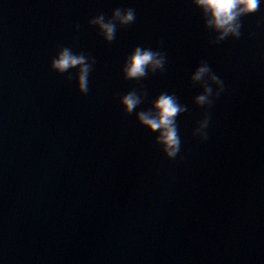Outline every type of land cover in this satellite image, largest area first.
Listing matches in <instances>:
<instances>
[{"label": "water", "instance_id": "95a60500", "mask_svg": "<svg viewBox=\"0 0 264 264\" xmlns=\"http://www.w3.org/2000/svg\"><path fill=\"white\" fill-rule=\"evenodd\" d=\"M117 8L135 22L105 43L89 21ZM241 24L213 44L191 0H0V264H264V0ZM137 46L165 70L124 80ZM60 47L95 58L87 95L51 71ZM201 61L225 89L203 143ZM165 92L188 108L171 161L136 121Z\"/></svg>", "mask_w": 264, "mask_h": 264}, {"label": "clouds", "instance_id": "9594fccd", "mask_svg": "<svg viewBox=\"0 0 264 264\" xmlns=\"http://www.w3.org/2000/svg\"><path fill=\"white\" fill-rule=\"evenodd\" d=\"M191 4L199 9L204 21V28L215 33L213 44H219L231 37L236 40L241 36V19L259 11L260 0H191ZM136 14L132 8L115 9L111 17L106 19L103 14L89 21L90 27H95L105 43L115 39L117 26L126 28L135 22ZM79 26H77L78 30ZM96 63L95 58L83 52L75 53L72 47H60L57 55L50 62L51 71L58 75L71 73L76 70L75 79L80 95L89 92V76ZM166 56L159 50L137 46L124 60L121 73L126 81H140L146 77L162 73L165 70ZM72 75L66 77L72 80ZM193 86H199L201 93L197 95L193 104L205 110L204 117L193 130V137H198L201 143L208 140L209 111L214 101L221 95L224 82L212 71L207 61H201L190 77ZM216 90H213V86ZM147 91L132 89L124 94L119 103L125 115H131L145 102ZM188 111L186 105L179 103L176 95L161 93L149 109L136 113L137 123L155 134L154 144L162 152L165 159H176L181 149L176 118Z\"/></svg>", "mask_w": 264, "mask_h": 264}]
</instances>
